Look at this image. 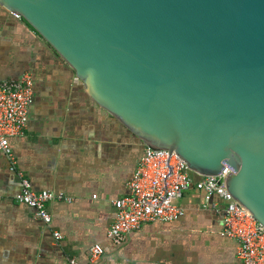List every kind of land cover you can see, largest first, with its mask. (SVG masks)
Instances as JSON below:
<instances>
[{
    "label": "water",
    "instance_id": "obj_1",
    "mask_svg": "<svg viewBox=\"0 0 264 264\" xmlns=\"http://www.w3.org/2000/svg\"><path fill=\"white\" fill-rule=\"evenodd\" d=\"M145 148L230 172L264 227V0H0Z\"/></svg>",
    "mask_w": 264,
    "mask_h": 264
},
{
    "label": "crops",
    "instance_id": "obj_2",
    "mask_svg": "<svg viewBox=\"0 0 264 264\" xmlns=\"http://www.w3.org/2000/svg\"><path fill=\"white\" fill-rule=\"evenodd\" d=\"M25 73L32 77L33 100L23 135L9 140L16 168L34 191L71 201L49 203L52 222L45 227L14 201L20 183L0 152V264H240L235 242L220 236L221 214L205 208L204 194L194 187L177 199L184 210L177 221L146 223L119 245L107 240L112 201L128 195L144 144L86 94L23 20L0 7V83ZM212 203L223 207L218 197ZM53 231L61 234L59 243ZM93 245L103 249L94 261L88 254Z\"/></svg>",
    "mask_w": 264,
    "mask_h": 264
},
{
    "label": "built area",
    "instance_id": "obj_3",
    "mask_svg": "<svg viewBox=\"0 0 264 264\" xmlns=\"http://www.w3.org/2000/svg\"><path fill=\"white\" fill-rule=\"evenodd\" d=\"M14 17L20 19L17 15ZM32 100L33 82L29 74H23L17 81L0 83V152L20 183L14 201L31 209L36 220L50 227L52 219L48 204L53 201L70 202L71 199L61 193L34 191L24 173L17 170L9 145L11 138L23 135ZM229 172L224 167L217 176H198L193 181L185 162L175 153L145 148L127 183L128 195L112 201L115 218L107 230V240L119 245L126 235L139 231L146 223L177 221L183 217L184 210L176 201L194 187L204 194V207L221 214L220 236L235 242L236 258L240 264H264V227L232 199L224 184ZM213 197L221 199L222 208H216L212 203ZM52 238L55 243L62 240L61 234L56 231L52 232ZM88 254L92 261L98 260L103 249L93 245ZM69 263L76 264L74 260Z\"/></svg>",
    "mask_w": 264,
    "mask_h": 264
}]
</instances>
